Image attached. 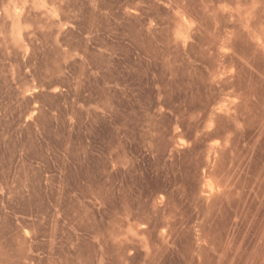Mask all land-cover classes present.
I'll return each mask as SVG.
<instances>
[{
    "label": "rangeland",
    "instance_id": "1",
    "mask_svg": "<svg viewBox=\"0 0 264 264\" xmlns=\"http://www.w3.org/2000/svg\"><path fill=\"white\" fill-rule=\"evenodd\" d=\"M0 264H264V0H0Z\"/></svg>",
    "mask_w": 264,
    "mask_h": 264
}]
</instances>
